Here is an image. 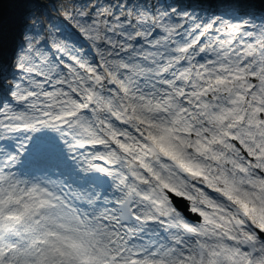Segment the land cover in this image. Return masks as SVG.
<instances>
[{
	"label": "snow or ice",
	"instance_id": "snow-or-ice-1",
	"mask_svg": "<svg viewBox=\"0 0 264 264\" xmlns=\"http://www.w3.org/2000/svg\"><path fill=\"white\" fill-rule=\"evenodd\" d=\"M0 264H264V0H0Z\"/></svg>",
	"mask_w": 264,
	"mask_h": 264
},
{
	"label": "rangeland",
	"instance_id": "rangeland-1",
	"mask_svg": "<svg viewBox=\"0 0 264 264\" xmlns=\"http://www.w3.org/2000/svg\"><path fill=\"white\" fill-rule=\"evenodd\" d=\"M5 7H7V5H5Z\"/></svg>",
	"mask_w": 264,
	"mask_h": 264
}]
</instances>
